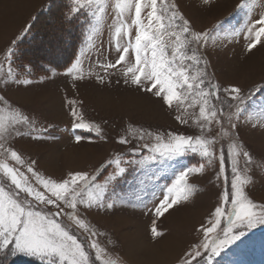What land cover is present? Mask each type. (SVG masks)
Returning a JSON list of instances; mask_svg holds the SVG:
<instances>
[{"label": "snow or ice", "instance_id": "1", "mask_svg": "<svg viewBox=\"0 0 264 264\" xmlns=\"http://www.w3.org/2000/svg\"><path fill=\"white\" fill-rule=\"evenodd\" d=\"M200 4L210 8L214 0ZM237 9L246 17L241 27L225 31L223 22H218L211 29L197 30L179 0H72L53 27L57 42L76 23L84 27L79 55L65 73L72 88L86 78L106 86L118 73L117 84L154 98L175 114L179 124L199 131L153 132L129 125L115 140L132 145L127 154L117 152L92 172L70 170L61 179L42 172L39 161L16 146L25 139L35 143L54 139L46 135L54 125L45 126L32 111L4 95L12 85L33 83L21 79L13 66L20 42L31 35L34 23L25 24L10 39L0 61V264H13L17 257L39 264H127L116 251L118 239L94 227L88 214L140 209L153 217L149 243L160 245L166 233L157 221L194 203L198 190L189 177L205 173L214 162L218 163L215 179L222 182L217 206L207 223L195 229L198 240L174 264H215L231 245L264 226V200L257 202L251 196L256 173H264V145L257 157L245 139L256 135L264 139V100L256 101L258 94L264 95V80L244 88L221 83L209 71L210 48L243 39L245 59L264 49V0H240ZM105 32L107 46L102 39ZM22 71L30 73L31 64L23 65ZM64 104L73 130L94 131L100 140L109 139L99 124L85 119L83 100L65 96ZM73 134L74 143L80 145L84 137ZM189 154L201 162L183 165ZM134 170L145 178L131 196L118 193L117 186ZM169 178V183H160Z\"/></svg>", "mask_w": 264, "mask_h": 264}, {"label": "rangeland", "instance_id": "2", "mask_svg": "<svg viewBox=\"0 0 264 264\" xmlns=\"http://www.w3.org/2000/svg\"><path fill=\"white\" fill-rule=\"evenodd\" d=\"M48 1L51 0H0V61H3V53L10 39L19 34L25 24L35 23L31 18L38 17L43 5ZM179 2L197 30L211 29L218 22H223V29L231 31L241 27L246 19L245 13L237 9L240 0H214V5L210 8L203 7L200 0ZM71 3L72 0H57L55 7L52 9L49 7L48 12L61 17ZM73 31L81 33L82 43L77 53L79 55L85 39L84 27L81 23H76ZM52 34L53 30L48 34L49 44L57 43L56 47L60 46V42L54 40ZM102 39L107 46V32ZM244 44L243 39H238L237 42L229 43L227 47L209 49L212 65L209 71L215 72L216 79L221 83H237L247 88L264 80V49L245 59ZM45 50L48 51L47 48ZM64 52V49L59 47L58 52L52 57L58 58ZM114 56L113 52L109 59H113ZM88 66L89 62L86 60V73ZM13 68L19 72L21 79L28 78L33 83L30 86L12 85L4 91V95L14 104L24 105L32 111L40 123L45 126L48 123L54 125L46 134L54 139L43 143L25 139L16 146L25 155L37 159L40 170L53 178L61 179L70 170L92 172L111 155L117 152L127 154V149L132 145H119L115 140L125 134L129 125L143 127L153 132L171 130L193 135L199 131L195 126L179 124L174 119L175 114H170L154 98L139 92L133 86H125L122 82L117 84L115 81L119 77L118 73L111 77L112 83L106 86L97 84L94 78H86L74 89L71 86V78L65 75L67 67L63 71L47 68L38 71L31 69L30 73H26L14 62ZM65 96L83 100L81 110L85 119L99 124L103 134L109 138L107 141L100 140L94 131L71 128V118L64 104ZM262 100L264 95L258 94L257 103ZM74 132L84 137L80 145L74 143ZM245 139L258 157L264 139L259 135ZM200 162L199 156L189 154L183 158L182 164L195 166ZM256 162L260 163L258 158ZM217 171L218 163L214 162L208 166L205 173L190 175L189 182L198 190L194 203L172 211L170 215L165 214V217L157 221L158 228L166 233V238L160 245L154 246L149 243V229L153 217L140 209L127 208L117 211L115 215L97 214L93 211L88 214L87 219L100 231L111 233L113 240L118 239L116 251L123 256L127 264H174L177 256L198 240L195 229L202 223H207L217 206L218 193L222 188V182L215 179ZM144 178L139 170L130 171L127 179L117 186V192L131 196L139 180ZM255 179L257 182L251 196L260 202L264 200V173L257 172ZM169 182L170 178L160 180L161 184ZM101 240L105 241V238L101 237ZM13 259H15L13 264H39V261L28 257ZM215 264H264V226H258L231 245L215 258Z\"/></svg>", "mask_w": 264, "mask_h": 264}, {"label": "trees", "instance_id": "3", "mask_svg": "<svg viewBox=\"0 0 264 264\" xmlns=\"http://www.w3.org/2000/svg\"><path fill=\"white\" fill-rule=\"evenodd\" d=\"M56 2L57 0H51L43 5L38 17L35 16L37 17L34 23L36 27L32 28L31 35L20 42L17 55L14 57V62L20 69L23 65L31 64V69L33 71L47 68L63 71L66 67L71 65L77 56L82 43L81 33H75L73 27L65 31L64 36H66V38L60 42V46L56 47L57 43L56 45L49 44L48 34L53 30L54 22L60 18L48 12L49 9L55 7ZM42 27L43 30H41ZM56 35H59V33ZM59 47L64 49L65 52L58 58H53L52 55L58 52ZM45 48H47L48 51H46Z\"/></svg>", "mask_w": 264, "mask_h": 264}, {"label": "bare ground", "instance_id": "4", "mask_svg": "<svg viewBox=\"0 0 264 264\" xmlns=\"http://www.w3.org/2000/svg\"><path fill=\"white\" fill-rule=\"evenodd\" d=\"M144 105V104H143ZM160 247V246H159ZM164 257V256H163ZM135 258V257H134ZM155 258H157V257H155ZM151 260V259H150Z\"/></svg>", "mask_w": 264, "mask_h": 264}]
</instances>
